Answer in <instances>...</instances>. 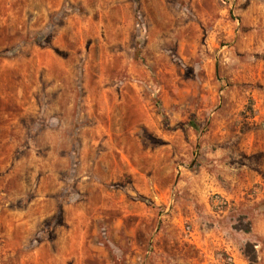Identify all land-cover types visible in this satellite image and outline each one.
Segmentation results:
<instances>
[{"label": "rangeland", "instance_id": "1", "mask_svg": "<svg viewBox=\"0 0 264 264\" xmlns=\"http://www.w3.org/2000/svg\"><path fill=\"white\" fill-rule=\"evenodd\" d=\"M0 264H264V0H0Z\"/></svg>", "mask_w": 264, "mask_h": 264}]
</instances>
